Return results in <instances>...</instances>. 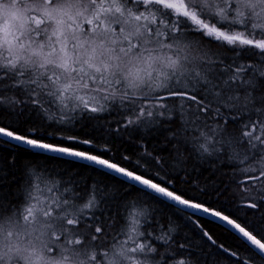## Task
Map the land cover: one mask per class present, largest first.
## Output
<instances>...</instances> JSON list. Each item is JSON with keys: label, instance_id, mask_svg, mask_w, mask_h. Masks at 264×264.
I'll use <instances>...</instances> for the list:
<instances>
[{"label": "snow or ice", "instance_id": "obj_1", "mask_svg": "<svg viewBox=\"0 0 264 264\" xmlns=\"http://www.w3.org/2000/svg\"><path fill=\"white\" fill-rule=\"evenodd\" d=\"M158 198L235 242L198 218L200 242L178 241ZM208 257L264 264V0H0V264Z\"/></svg>", "mask_w": 264, "mask_h": 264}, {"label": "trees", "instance_id": "obj_2", "mask_svg": "<svg viewBox=\"0 0 264 264\" xmlns=\"http://www.w3.org/2000/svg\"><path fill=\"white\" fill-rule=\"evenodd\" d=\"M49 132H53L54 129H49ZM92 128L91 127H87L83 130H80L79 127L77 128H73L72 129V133H78L81 137L84 136L85 132H92ZM64 136L69 135V132H63L61 133ZM134 136H138V134H134ZM50 140L55 139V137L50 136L49 137ZM159 139H162V137H160ZM154 142L158 143V140H154ZM63 143H67V141H63ZM113 144L115 146V148L117 149V151L115 152V156L116 158H119V155L121 152H127L128 154H132L134 153V151H136L135 146L133 144H129L126 141L122 142L121 140L118 139H113ZM103 145V140H100V146ZM78 147H84L83 145H79ZM33 151V150H31ZM48 155V154H46ZM135 155H133V160H135ZM29 159H35V157H29L26 154H20L17 160V166L19 171L17 172V176L21 178L22 180V174H23V168L22 165L24 163H27ZM66 160H70L67 158H64ZM41 163H43V161H40ZM125 163H128L127 161ZM84 163L81 162H77L73 168L74 171H78L80 172L84 177H88V178H94L97 180H102L104 183L106 184H112L116 187H120L121 189H127L128 190V194L130 195V197L132 198H136V197H140L143 200H148L147 197L143 196V194L141 192H138L137 189L139 187H133V188H128V185H121L119 183V180H122L119 178V180H114L112 179V177L114 175H109V176H104L101 173L104 172L101 169H98L96 167L90 166V167H81V165H83ZM49 167H54L57 168V171H62L65 168H69L70 165L68 164H64L62 162H54L53 164H50ZM204 175H207V173L205 172ZM182 188V190L184 191H188V189L185 186H180ZM193 195H195V193H192ZM213 204H215V201H212ZM151 207L153 209H156V211L154 212L155 215V220L153 221V226H155V224L159 223V224H168L169 219L171 220L172 224L175 225L176 227V239L180 242H184L185 237H189L192 239V241L199 243V229L196 227L195 221L199 220V223L202 224L206 229H208L211 233H213L220 241L226 243V244H232L235 242V234L231 233V232H225L224 228L222 225H220L217 222H214L212 220H209L207 218H204L202 216L196 215L189 218V216L187 215L188 212L186 211H177V207L175 206H169L170 203L158 198L156 201H150ZM222 207H225L228 211H234L233 208L229 207L228 203H224L222 205H220ZM163 251V250H162ZM198 251V250H197ZM193 256L196 259H199L200 257L196 255V252H193ZM212 257H208L207 260V264H212ZM203 264V261H202ZM224 264H226V262H224Z\"/></svg>", "mask_w": 264, "mask_h": 264}, {"label": "water", "instance_id": "obj_3", "mask_svg": "<svg viewBox=\"0 0 264 264\" xmlns=\"http://www.w3.org/2000/svg\"><path fill=\"white\" fill-rule=\"evenodd\" d=\"M14 143V142H13ZM24 147H26V146H24ZM33 151H36V150H33ZM48 155H54V154H48ZM67 158V157H66ZM67 159H72V158H67ZM79 162H81V163H84V164H86V163H88V162H85V161H79ZM91 166H93V167H96V168H98L99 169V166H96V165H91ZM101 170H103V169H101ZM103 171H106V170H103ZM112 175H116V174H112ZM120 179H124L123 177H120ZM136 187H140L139 185H136ZM160 199H162V200H164V198H160ZM164 201H166V202H168V203H170V204H172V202H170V201H167V200H164ZM175 207H177V208H181V206H179V205H175ZM182 210H184V211H186V212H189V213H191L193 210L192 209H182ZM197 215H199V216H202V217H204V218H207V219H209V220H212V221H214V222H217V223H219L220 225H222L221 224V222L219 221V220H217V219H215V218H213L212 216H210V215H207V214H205V213H202V212H197L196 213ZM223 227H227L226 225H222Z\"/></svg>", "mask_w": 264, "mask_h": 264}]
</instances>
